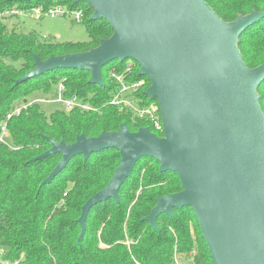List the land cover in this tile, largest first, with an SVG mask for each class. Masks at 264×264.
Listing matches in <instances>:
<instances>
[{
  "label": "trees",
  "instance_id": "trees-1",
  "mask_svg": "<svg viewBox=\"0 0 264 264\" xmlns=\"http://www.w3.org/2000/svg\"><path fill=\"white\" fill-rule=\"evenodd\" d=\"M205 2L224 21L252 10L264 11V0ZM56 5L81 12L87 40L51 39L6 22L12 9L47 10ZM4 12L10 15L0 17V128L6 122L7 130L6 143H0V264H173L177 254L191 258L183 264H214L191 207L174 208L171 215L159 213L156 228L143 219L156 197L182 189L176 173L160 170L159 161L147 156L134 164L119 188L117 202L108 198L90 208L85 232L77 240L81 207L108 184L121 158L118 150L105 149L86 159L74 156L42 186L61 155L34 158L50 148L47 137L71 144L79 134L96 137L102 131H118L121 123L129 131L148 127L162 137L149 117H138L123 102L111 103L121 86L112 72L125 84L141 82L130 92V100L141 107L155 103L144 92L150 80L139 74L135 61L116 59L102 66V84L90 83L87 69L65 67L16 83L35 67V57L45 61L87 51L108 38L112 28L105 19L91 18L86 0H0V14ZM237 48L248 68L264 62V16L245 29ZM59 87L64 98L75 97L89 108L56 109L47 115L40 103L28 100L33 93L48 94L53 89L56 97ZM257 93L264 113V80ZM18 100L23 106L6 120Z\"/></svg>",
  "mask_w": 264,
  "mask_h": 264
},
{
  "label": "water",
  "instance_id": "water-1",
  "mask_svg": "<svg viewBox=\"0 0 264 264\" xmlns=\"http://www.w3.org/2000/svg\"><path fill=\"white\" fill-rule=\"evenodd\" d=\"M86 1L91 18L105 19L112 34L84 52L35 57V67L15 82L65 67L87 69L89 82L102 84L104 64L132 59L150 80L144 92L159 105L163 136L148 127L132 132L121 123L118 131L79 134L71 144L47 137L50 148L34 159L53 153L61 158L39 186L74 156L118 150L108 184L81 207L79 241L90 208L108 198L117 202L136 161L154 158L160 170L177 174L182 189L156 197L144 220L156 228L159 213L189 206L214 264H264V113L257 93L264 62L248 68L237 48L264 11L224 21L205 0Z\"/></svg>",
  "mask_w": 264,
  "mask_h": 264
},
{
  "label": "rangeland",
  "instance_id": "rangeland-1",
  "mask_svg": "<svg viewBox=\"0 0 264 264\" xmlns=\"http://www.w3.org/2000/svg\"><path fill=\"white\" fill-rule=\"evenodd\" d=\"M7 15L10 14L8 12H4L0 14V17H7ZM11 15L13 16H11V18L6 19V22L8 23L9 27L13 26L17 30H21L24 32L34 31L40 36H47L51 39L56 38L57 40L61 41H85L88 38L83 24L80 23V21H74L72 16H66V14L65 16L58 15L54 17L42 16L41 18H30L23 15H17L15 13H11ZM131 60L132 59H127V61ZM56 91L57 89H53V91L48 94L36 92L29 96L28 100L29 102L37 101L38 103H40L41 108L48 115L56 109H64V106L61 103L53 101V97H55ZM130 92L131 90L127 89L123 91L122 94L123 97L128 99L125 100V103L129 104L133 108L132 105L134 104L130 100ZM22 106L23 103L21 100L16 101L14 104V108H20ZM4 140L7 141V136L4 138ZM190 259L191 258L186 257L184 255L177 254L174 257L173 264H183L186 261L188 262Z\"/></svg>",
  "mask_w": 264,
  "mask_h": 264
},
{
  "label": "built area",
  "instance_id": "built-area-1",
  "mask_svg": "<svg viewBox=\"0 0 264 264\" xmlns=\"http://www.w3.org/2000/svg\"><path fill=\"white\" fill-rule=\"evenodd\" d=\"M11 13H15L17 15L27 16L30 18H33V17L40 18L41 16L54 17V16H58V15L65 16V14H66V16H72L74 21H77V22L81 21V12L80 11L70 12L62 6H53V7L48 8L47 10H42L40 7H32L30 9H12ZM111 76L113 78H115V80L117 82H119L121 85L117 95H115L113 97V99L111 100V103H118L120 101V102H123L124 104H127V103H125L126 102L125 100H128V99L123 97L122 92L127 90V89L132 90L133 87H136L141 82H138L137 84H125L121 80L120 75L112 72ZM61 88L62 87H59V91H58L56 97L53 99V101H55L57 103H61L64 106V108L67 110L72 108V107H75V106H78V107L83 108V109L89 108L87 106V104L80 102L75 97L64 98L61 94ZM127 105H129V104H127ZM132 106H133V108L131 106L130 107L132 108L135 115H137L138 117H149L150 121L153 124L154 129L163 133V125H162V120H161V116H160V112H159V105L156 101H155V103H152L148 106L141 107V106H137L135 104ZM19 109L20 108H15L11 113L7 114L6 120L9 119L13 113H18ZM0 130H1L0 143H6V141L4 140V138L7 136L6 122L2 123ZM153 133H155V132H153ZM6 264H9V263H6ZM11 264H15V263H11Z\"/></svg>",
  "mask_w": 264,
  "mask_h": 264
}]
</instances>
